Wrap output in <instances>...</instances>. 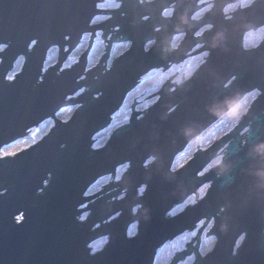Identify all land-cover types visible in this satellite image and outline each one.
<instances>
[{
	"label": "water",
	"instance_id": "1",
	"mask_svg": "<svg viewBox=\"0 0 264 264\" xmlns=\"http://www.w3.org/2000/svg\"><path fill=\"white\" fill-rule=\"evenodd\" d=\"M136 1L122 0L112 20L92 26L104 0H0V48L5 47L0 50V154L46 121L55 124L36 143L0 155V264H155L165 245L212 219L209 236L218 239L212 253L203 258L199 245H189L171 264L193 253L195 264H264V178L258 175L264 172V158L255 153L264 144V42L252 52L242 49L244 34L264 26V0L231 21H225L217 5L199 22L191 20L199 0H157L143 6ZM175 3L174 16L163 19L162 13ZM147 16L150 19L142 21ZM209 25L213 29L196 38ZM118 26L121 30L97 68L88 71L90 48L79 62L64 67L85 36L92 34V47L97 32L107 38ZM179 35L185 39L172 50L171 41ZM120 37L132 48L104 73L111 46ZM153 41L155 46L146 53ZM199 45L204 47L196 54L208 52L209 57L190 81L178 87L166 84L159 92L161 85L156 91L159 100L149 111L137 107V113L134 106L130 123L126 120L106 143L94 148L97 135L110 127L148 73L181 64ZM52 48L59 50L58 61L45 70ZM22 58V72L9 76ZM183 76L191 75L186 71ZM254 89L262 95L231 135L173 169L189 143L221 119L212 109L222 113L229 101ZM68 108L76 110L70 117H57ZM249 122L242 147L239 134ZM231 140L226 170L200 178ZM125 165L130 167L120 179L87 194ZM210 182L203 201L189 202L175 216V207ZM221 202L226 213L218 218ZM134 225L138 232L131 234ZM246 232L245 245L231 260L232 247ZM105 238L108 245L95 251L93 243Z\"/></svg>",
	"mask_w": 264,
	"mask_h": 264
},
{
	"label": "flooded vegetation",
	"instance_id": "2",
	"mask_svg": "<svg viewBox=\"0 0 264 264\" xmlns=\"http://www.w3.org/2000/svg\"><path fill=\"white\" fill-rule=\"evenodd\" d=\"M128 1L129 2H133L134 0H128ZM154 1L156 2L157 0H138L136 2H137V6H143L145 4L154 3ZM257 1L258 0H220L219 3L217 4V0H199V2L197 3V9H198V11L194 14V16H193V18L191 20L194 21V22H196V21L199 22V21L203 20L204 17L207 14L212 13L215 10L216 6L218 5V6H221L223 8V15L225 17V21H231V20L234 19L233 17L237 13L239 14V12H245V11L251 9L255 5V3ZM102 4L103 5H106L107 6V9H100V6ZM102 4H100V6H99V10L102 13L99 16H97V18H95V20L93 21V25L92 26H100V25H102V24H104V23L112 20L113 19V12H116V11L122 9V7H123L122 0H104V2ZM223 5H224V7H223ZM175 7H176V3L175 4H172L168 9H166L162 13V18L165 19V20L166 19H171L174 16V13H175ZM133 8L134 7L131 6L130 9H133ZM197 13H203V15L201 16V18L199 20L194 19V17L197 15ZM126 17H127V14L125 13V14H122L121 15V18L120 19H125ZM149 19H150V17L147 16L142 21L145 22V21H148ZM212 29H213V26H211V25L204 27L203 29H201V32L196 36V38L199 37V36H202L203 34H205L206 32H208V31H210ZM120 30H121V27L120 26H118L116 28H112L110 30V33L111 34L107 38L104 37L102 31L101 32H97L95 34L96 36H95V39H94V42H93L92 47L89 46L90 41H91V38H92V34H89V35L85 36L84 39H83V41H82V43H81V45L71 54V56L68 58V61L72 60V56H74L75 54L79 55L78 57H79V61H80V59L83 57V55L85 54V52L87 50H89V48H90V53H89V56H88V63L90 65L91 62H93V61H96V62H95V64L91 68L88 67V71H91V70L97 68L99 66L101 60L107 54V48L109 46L108 44L110 43V41L112 40V38L114 37V35H116V33L118 31H120ZM161 30L162 29L159 28V29L156 30L155 33L159 32ZM253 35H255V36L258 37V40H257V43L256 44H251L252 43V40H251L250 37L253 36ZM177 37H184L183 38V41L185 39V35L175 36L173 38V41H171L172 42L171 44H173V43L176 44ZM121 41H122V37H120L117 40V42H115V44H112L108 62L104 65V68H105L104 73H107V72L111 71L113 69V67H114L115 61H117L118 59L122 58L124 55H126L131 50V48H132L131 42L123 43ZM263 42H264V26L260 27L258 30H251V31L247 32L246 34H244V36H243V48L242 49H244V51H246V52H252V51H255L256 49H258L263 44ZM180 44L177 47L171 48V49L172 50H178V47L180 46ZM154 46H155V41L149 42V44L146 45L145 52L146 53L150 52V50ZM203 47L204 46H202V45L197 46L191 53H188V55L186 57V60L184 62H182L181 64H178V65L171 64L170 69L168 71H166L164 69H161V70H154V71L148 73V76H146L145 78H143L140 81L139 84H141L145 80L150 79L152 75H168V73L171 72L173 69L175 70V73H173V75L171 77L169 76V77L166 78V82L163 83V85L161 86L159 92L162 90V88L166 84H171L174 87H178V86H181L184 82L190 81V79L195 75V73L198 70H200V68L204 64H206L207 59L209 57V53L208 52H204L202 54H196ZM97 48H99V50H97ZM200 56H204V59L202 60V63H199V67L198 68H196V69L193 70L192 69L193 66H191L190 64L187 65V71H189V72L192 71V73L190 74L191 76L189 77V79H187L185 76H183L182 79H181V82H180L181 84H176L175 83V80L179 76V73L176 72V70L178 68L180 69V68L184 67L186 65V63H188L191 60H195L197 57H200ZM58 57H59V52H58ZM71 68L72 67H70V69ZM64 71L65 70H63V68H62V70H61V72L59 74H61ZM235 80H236V78H234L231 83H233ZM139 84H138V86H140ZM174 89L175 88H173L172 90H174ZM133 92H131V93H133ZM159 92H158V94H159ZM131 93L129 95H131ZM129 95H128V97H129ZM261 95H262V92L260 90H258V89H254L252 92H250V93H248L246 95V96H249V97L252 98L249 112L251 111V109H252L253 105L255 104V102L261 97ZM128 97H127V99H128ZM127 99H126V101H127ZM158 99H159V96H158ZM126 101L124 102L123 106L125 105ZM123 106H121L122 108L120 109L119 112H121L123 110V108H124ZM134 106H135V111L137 112V107H139V104L138 103H135L132 106V108H131L132 115L131 116H133V113H134V109H133ZM75 110H76V108H75ZM149 110H150V107H149L148 111ZM148 111H146L144 114H140L139 118L140 119L143 118ZM119 112L117 114H119ZM249 112H248V114H249ZM117 114H115V115H117ZM248 114L246 116H248ZM131 116H130V119H129V123H130L131 118H132ZM260 116H264V110L262 111V113L260 114ZM112 122H113V120H112ZM241 122H242V120L240 121L239 124H233L232 123V125H231V124L227 123V120H224V119L221 118L218 122H216V124H214L211 128H209L207 131H205L199 138H196L195 140H193L192 142H190L189 145H188V147L186 148V150L191 145H193L194 143H197V148H196V151H195L194 155L198 151H202L203 153L206 152V151H208L213 145H215V143H217V142L223 140L224 138L228 137L229 135H231L235 131V129L241 124ZM224 124L229 127V130L226 131L224 134H220L221 133L220 132V129H221V127ZM251 126H252V122H249V124L245 127V129L239 134V136L242 138V142H240L241 145H242V147H245L246 146V136L248 135V133H249L248 131H250ZM30 134H31V132L27 135V137ZM211 136H213V137H211ZM210 137H211V139H209ZM231 142H232V140L230 142H228L223 148H221L219 150V152L217 153V155L219 153L223 152L222 154H224L225 157H226V155H227L226 154L227 153V147L231 144ZM216 156H215V158H216ZM192 159H193V157H192ZM192 159H190L188 161V163ZM210 167H211V163L201 172V173H204L203 175H201V173L199 174V177L202 178V177H205L206 175H208L209 173H211L212 170L211 171L209 170ZM212 185H213L212 182L205 184L202 188H200L198 190V192H197L196 195L192 196V198H194V200H196V204H198L199 202L203 201L206 198V196L209 193V186L212 187ZM203 189H206V193H205L204 197L201 199V197H200L201 195H200L199 192L201 190H203ZM122 195H125V194H122ZM195 205H193V206H195ZM193 206H191V207H193ZM225 213H226V207L221 202L220 205H219V207H218V209H217V217L218 218H222V216ZM262 215H263L262 216L263 226H262L260 235L264 237V213ZM214 223H215V219L210 220L208 223H207L206 220H204L201 223H199L195 228H193L194 230H192L190 232H187V233H193V232H195L198 229V227L201 224H203V228L199 230V233L197 234V236L195 238H193L188 244H186V248L182 252H179V253H177V254L174 255V257L172 258V260H170L171 261L170 264L173 262L175 256H177L180 253L186 252L188 250V248H189V245H193V247H196V246L199 245V248H198L199 249V254L203 258H205L210 253H212V251L214 249L212 251H210L209 253H205V255H203L201 253V250L203 248L202 247L203 246V239L202 238H204L203 236L206 235V234H208V236H209L210 232L213 229L212 227H214ZM211 224H213V226L211 227V230L208 233H205L204 234V232L207 229V227L209 225H211ZM198 236H200V238H199L200 241H196L198 239ZM209 237H212L213 238V240L215 242V246H216V244L218 242L217 237H214V236H209ZM246 240H247V232L246 233H243L241 236H239V238H238L237 242L235 243L234 247H232L233 248V251H232V255L230 257L231 260H234L235 258H237L239 256V252L243 248V246L245 245ZM191 257H195V261H194V264H195V262H196V256H195L194 253L191 256L187 257L186 259L191 258Z\"/></svg>",
	"mask_w": 264,
	"mask_h": 264
},
{
	"label": "rangeland",
	"instance_id": "3",
	"mask_svg": "<svg viewBox=\"0 0 264 264\" xmlns=\"http://www.w3.org/2000/svg\"><path fill=\"white\" fill-rule=\"evenodd\" d=\"M103 7L107 8L106 5H103ZM183 38L184 37H177V39H176V45L177 46L182 42ZM250 38L252 40L251 44L257 43V40H258L257 36L253 35ZM1 49H5V47H1L0 50ZM97 50H99V48H97ZM58 52H59V50L57 48H54V49L52 48V50L50 51V53L48 55L46 64H45V68H44L45 70L53 68L52 63L58 61V58H57ZM78 56L79 55H77V54L72 56V60L67 61L64 65V67L68 66L70 64H73L75 62H78L79 61ZM203 59H204V56L197 57L195 60H191L188 63H186V65L184 67H182L180 69L178 68L176 70V72L179 73V76L176 78L175 82H178L181 80L184 73L187 71V65L188 64L193 66L192 69L194 70V69L199 67V63H202ZM95 62L96 61L91 62L88 67L93 66L95 64ZM23 66H24V59L22 58L16 63L14 70L11 72V74L9 76L20 74L22 72ZM173 73H175L174 69L171 72H169L168 75H152L150 79L145 80L141 84H139L140 86H138V88H136L134 90V92L131 93V95H129L125 105L123 106L124 107L123 110L121 112H119V114L112 117L113 122L110 125V127L107 130H105L104 132L97 135L99 139L95 138L94 148L106 143L107 140L112 137L114 132L126 120L130 119V116L132 115L131 108L133 106V101L139 102L140 100H144V102L138 103L139 104V112H141V111L149 108V106L151 107L156 100H159L158 96H157L158 93H156V91L158 90V88L161 85H163V83L166 82V78L169 76L171 77L173 75ZM191 73H192V71L191 72L187 71V76H189V74H191ZM83 93H84V91L78 93L77 95H82ZM74 111H75V108H69L67 110H63V111L58 113L57 117H70ZM227 123L232 125L231 121L227 120ZM54 126H55L54 120L46 121L41 126H39V128H37L36 130H33L31 132V134L28 137H26V139L24 138V139L16 142L15 144H13L11 146L5 147L0 155H3L7 152H12V151L16 152L17 150H19L23 147H26L32 143H36L42 137L48 135L47 129H53ZM228 130H229V127L224 124L220 129V132H221L220 134H224ZM211 137H213V136H211ZM211 137L209 139H211ZM196 148H197V143H194L185 152L180 154L176 159V165H173V169L178 168V167H183L184 165H186L188 163V161L190 159H192ZM150 162H153V160H149L147 163H150ZM129 167H130L129 165L122 166L121 168H119V170L117 171L115 176L106 177L104 179H101V181L96 183L87 194H90L94 191L102 189L105 185H107L113 179L114 180L120 179L122 177L125 169H127ZM145 191H146V187L141 188V195H143L145 193ZM205 193H206V189L201 190L202 198L204 197ZM121 197H125V195H122ZM191 201H196V200H194V198L191 197L182 205L175 207L173 209L175 216L177 213L185 210L188 207V203ZM138 209L139 208H137L135 210H138ZM85 215L90 216L89 213H86ZM212 226H213V224L209 225L207 227V229L205 230L204 234L208 233L211 230ZM128 232L131 234H135L136 232H138V225L132 226ZM194 233L195 232L186 233L183 236L177 238V240H174L173 242H170L167 245H165L160 250V253H159L158 258H157V262H155V264H163L167 261L169 262L170 260H172V258L174 257V254H176L177 251L179 252V251L186 248V244H188L191 241V238L194 235ZM203 237L204 238H202V239H203V247H204V255H205V253H209L210 251H212L214 249L215 242H214L212 237L208 236V234L204 235ZM108 243H109L108 238H105L104 240L103 239L99 240L98 242L93 243L94 250L97 251L101 247L108 245ZM193 262H194V257H191V258L185 259L183 262H181V264H193Z\"/></svg>",
	"mask_w": 264,
	"mask_h": 264
},
{
	"label": "clouds",
	"instance_id": "4",
	"mask_svg": "<svg viewBox=\"0 0 264 264\" xmlns=\"http://www.w3.org/2000/svg\"><path fill=\"white\" fill-rule=\"evenodd\" d=\"M170 15V14H169ZM203 13H197V15L194 17V19L199 20ZM185 23L187 21L185 20ZM177 45L175 43L170 45V48H175ZM252 98L249 96H241L237 97L231 101L228 102L226 110H224L222 113L217 111V109H212V111L220 116L224 120L231 121L233 124H239L240 121L248 114L250 105H251ZM189 134H191V131L189 130ZM223 152L219 153L215 159L211 162V170H218L220 172H223L226 170V163H225V155L222 154ZM255 153L264 158V144H261L255 148ZM259 176L264 178V172L258 173ZM211 189V186H209V191Z\"/></svg>",
	"mask_w": 264,
	"mask_h": 264
},
{
	"label": "snow or ice",
	"instance_id": "5",
	"mask_svg": "<svg viewBox=\"0 0 264 264\" xmlns=\"http://www.w3.org/2000/svg\"><path fill=\"white\" fill-rule=\"evenodd\" d=\"M204 173H201V175H203Z\"/></svg>",
	"mask_w": 264,
	"mask_h": 264
}]
</instances>
